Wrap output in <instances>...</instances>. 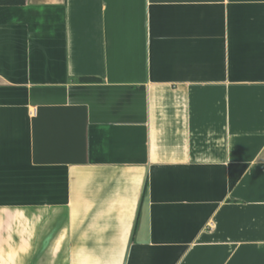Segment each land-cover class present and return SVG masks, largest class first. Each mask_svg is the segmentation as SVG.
Masks as SVG:
<instances>
[{
  "label": "crops",
  "instance_id": "0c3cea01",
  "mask_svg": "<svg viewBox=\"0 0 264 264\" xmlns=\"http://www.w3.org/2000/svg\"><path fill=\"white\" fill-rule=\"evenodd\" d=\"M0 264H264V0L0 3Z\"/></svg>",
  "mask_w": 264,
  "mask_h": 264
},
{
  "label": "trees",
  "instance_id": "16d2710c",
  "mask_svg": "<svg viewBox=\"0 0 264 264\" xmlns=\"http://www.w3.org/2000/svg\"><path fill=\"white\" fill-rule=\"evenodd\" d=\"M21 1L22 0H0V3L13 4ZM245 168V165L232 164L229 166V188H232L237 183Z\"/></svg>",
  "mask_w": 264,
  "mask_h": 264
}]
</instances>
